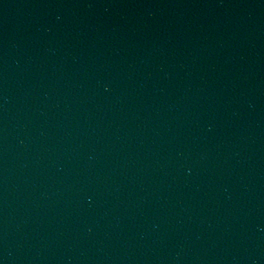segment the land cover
Returning a JSON list of instances; mask_svg holds the SVG:
<instances>
[{
    "label": "water",
    "instance_id": "water-1",
    "mask_svg": "<svg viewBox=\"0 0 264 264\" xmlns=\"http://www.w3.org/2000/svg\"><path fill=\"white\" fill-rule=\"evenodd\" d=\"M0 264H264V0H0Z\"/></svg>",
    "mask_w": 264,
    "mask_h": 264
}]
</instances>
